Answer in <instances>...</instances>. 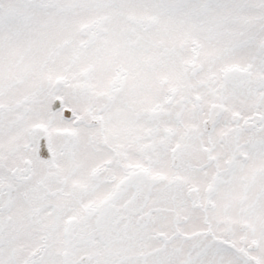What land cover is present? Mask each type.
<instances>
[{"label": "snow or ice", "instance_id": "1", "mask_svg": "<svg viewBox=\"0 0 264 264\" xmlns=\"http://www.w3.org/2000/svg\"><path fill=\"white\" fill-rule=\"evenodd\" d=\"M0 264H264V0H0Z\"/></svg>", "mask_w": 264, "mask_h": 264}]
</instances>
